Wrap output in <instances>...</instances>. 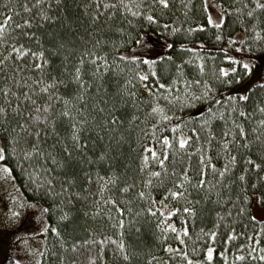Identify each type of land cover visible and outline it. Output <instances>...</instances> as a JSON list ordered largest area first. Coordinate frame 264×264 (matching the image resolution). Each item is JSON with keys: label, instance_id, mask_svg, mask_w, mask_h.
<instances>
[{"label": "snow or ice", "instance_id": "obj_1", "mask_svg": "<svg viewBox=\"0 0 264 264\" xmlns=\"http://www.w3.org/2000/svg\"><path fill=\"white\" fill-rule=\"evenodd\" d=\"M60 4L61 0H32L31 4L29 0H25L22 5L14 3V0H0V9H2L0 11L2 17L0 161L5 160L9 149L12 155H17L19 149V154H22L24 160L42 158L45 162L51 161L52 169L40 165L44 172L60 170L64 173L61 177H57L61 180L59 192L55 190L53 179L44 177L46 185L44 196L35 202H21L19 207L38 209L43 216L50 212V207L44 206L41 202L45 198L71 194L72 189L78 185L80 190L74 193L77 202L81 198L88 201L89 196L94 195L96 198L89 201L92 207L85 210L83 215L85 217L91 215L93 220H97L98 217L103 220L106 217L102 227L86 228L87 238L83 240L73 238L70 245L61 240L63 249L84 256L86 264H99L100 261L105 260L108 247H111L114 257L111 264H132L139 253L126 238L133 231L139 233V217L142 213H147L149 217L166 218L183 213L186 215L180 217L179 228L167 219H160L155 224V228L160 230L158 239L163 240L162 252L169 255L164 257L149 254L148 264H172L176 258H179L177 264H204V261H213L212 246H205L201 250L202 259L189 253L188 241L192 240V236L184 221L186 218H195L198 215L196 206L200 205L202 200L220 208V211L215 212L216 223L213 227L225 217L232 218L234 212L238 218H246L249 222L255 223L258 218L252 214L251 209L257 205L264 208V118L253 120L255 113L264 116V98H256L253 101L254 111H248V102L253 100L256 91L264 96V69H258L252 62L238 61L235 57L226 55L224 59L239 64L240 69L238 71L237 67L227 69L220 67L217 70L218 74L213 72L212 78L217 82V86L225 89V93H218L219 99L212 95L213 92H217V88H214L208 80L202 81L197 78L184 81L187 85L184 89L187 95L179 99L188 108L196 109L199 119L189 117L196 125L191 128V132L196 135L181 136L175 143L170 141L168 136H163V149L160 152L151 146L142 149L138 170L146 175L141 177V187L136 190L133 199L146 201L148 206L135 215L126 217L125 213L132 212V208L128 206L132 201L118 200L114 197L117 193L125 197L136 188V184L120 181L119 175L112 167L109 149L89 155L88 146L92 141L93 133L99 140H103L104 135L101 133L110 136L124 123L119 113L120 108L129 101L133 106L136 103V93L126 87L132 83V79H125L116 93L109 94L104 85V73L110 70L109 61L104 55H97V50L102 44L100 39L95 40L90 48L87 46L88 41H85V46L79 49L62 38H57L55 42L46 41V37L50 38L53 34L40 33V29L44 28L45 23H54L58 19L51 12ZM80 7L84 16H91L90 25L101 21V17L107 21L120 17L130 25L133 24V20L129 19V16L139 18L144 23L139 26L135 34L129 32L125 42L142 48L150 44L151 38L146 29L151 28L155 33L162 27L169 35L180 31L175 27L169 31L167 23L161 26L157 15L159 13L162 16L164 10L170 7V0H86V3L81 4ZM187 7L188 5H185V8ZM203 7L207 11L206 0ZM16 8L28 14L26 17H21L19 23L13 19L14 15L19 14L15 11ZM244 9H248L246 13L248 17H253L257 10L264 12V2L243 0L242 6L235 11L243 12ZM34 10L35 14L32 15ZM230 11H232L231 7H221L218 21L211 15H206V23H196L195 27H188L185 30V38L197 31H204L208 26L221 29L225 24V13ZM70 23L65 18V25ZM104 26L108 27L106 23ZM252 27L256 31V38L260 39L257 25L253 24ZM93 31L99 32V29L93 28ZM116 31L122 33L125 30L120 27ZM87 35L91 37L92 33L89 32ZM214 38L217 41L224 39L220 34H215ZM80 39L83 40V37ZM239 42L244 43L243 40ZM227 43L234 44V38L229 36ZM165 47L174 49L176 45L165 42ZM178 47L185 52L197 51L187 43H180ZM177 58L171 54L143 57L135 54H120L118 57L120 61L134 62L137 67L141 63L148 65L149 74L136 71L135 78L146 82L150 77H154L156 86L160 90L170 89L180 82L178 77L183 76L184 64H196L197 61H201L196 64V70L201 76L205 74L201 57L196 56L195 60L191 56L187 57V60L179 58L180 63L176 62ZM100 61L102 64L99 63ZM158 63L163 65L169 74L173 69L175 70L176 75L172 76L171 83L160 82L156 71ZM128 71L131 72L132 69L129 68ZM229 86L235 88L236 94H233ZM93 87H95L94 92ZM147 91L150 95V103L146 115L159 117L157 123L151 125L155 129L161 120L172 119L158 102L157 96L169 102L176 97H171L170 100V94L156 93L151 88ZM101 92L103 95L99 96ZM204 101L209 103L204 111H200L197 105L203 104ZM212 105L218 107L214 109ZM93 111L103 114L102 120L97 122L96 115L92 114ZM135 120L137 116L133 114L127 122L131 125ZM213 121L223 123L219 134L215 130ZM249 121H252L251 125ZM179 127V124H173L172 130L176 131ZM49 139H52L51 144L48 143ZM170 147L176 149L173 156L183 154L184 157L180 161V167L177 168L173 164L171 171L168 164ZM193 153L197 157L194 168L190 162ZM86 161L89 165L95 164L97 167L89 168L87 171L77 168L78 164L84 165ZM104 168L106 170L101 175V169ZM2 171L5 174L4 178H7L12 169L5 164ZM41 187L43 185H37V190ZM113 188L115 192H112ZM153 192L158 194V198L153 196ZM193 192L200 198H190ZM106 193L111 194L106 195ZM101 201L104 207H101ZM67 202L72 204L73 200L69 199ZM64 203L62 199L55 207L60 208ZM121 204L124 206L121 207ZM105 208L108 210L105 211ZM113 211L117 215H113ZM61 213L60 221H70L71 212L61 209ZM10 214L13 218L20 215L19 212ZM47 230V226L41 228L42 232ZM51 231L60 236L57 228H51ZM200 231L212 240L217 237L216 231L208 233H204L203 229ZM169 233L174 234V239L183 245V248L173 247L167 243L164 238ZM226 235L229 240L235 239L234 230ZM254 235L260 236L261 233L256 232ZM199 238L197 237V240ZM247 239L251 242L253 237L249 236ZM192 243L194 246L191 253H197V242L192 241ZM256 243L259 244V241ZM240 247L244 248V245L241 244ZM256 251V248H252L248 258L264 261V254L252 255ZM259 252L264 253V247L260 248ZM220 255L226 262L227 257L224 253L221 252ZM245 258L244 255H236L235 260L243 261ZM64 260L65 256L61 254V264ZM13 264H21V261L14 260ZM68 264H78V260L69 257Z\"/></svg>", "mask_w": 264, "mask_h": 264}, {"label": "trees", "instance_id": "obj_2", "mask_svg": "<svg viewBox=\"0 0 264 264\" xmlns=\"http://www.w3.org/2000/svg\"><path fill=\"white\" fill-rule=\"evenodd\" d=\"M216 2L221 13V7H231L232 11L225 13V24L222 25L221 29H214L208 26L204 31H197L191 36L185 38V30L188 27H195L196 23H206L207 11H205L203 4L204 0H170V7L165 9L163 15L161 16L157 13L161 26L164 23L169 25V31L172 27L180 29L176 34L169 35L168 32L163 31L162 27L153 33L152 29H146L147 34L150 36V44L146 47H141V52L133 51L136 45L126 43L128 39V33L131 32L135 34V31L139 29V26L144 23L140 21L139 18L128 17L133 20V24H128L124 19L116 17L111 21H107L104 17H101V21H98L95 25H90L91 16H84L83 9L80 7L81 4L86 3V0H61V4L52 9L51 14L58 17L54 23H45L44 28L40 29V33H52V37H46V41L55 42L57 38H62L69 41L72 46L76 48H83L85 46V41H88V47L92 46V43L100 39L102 44L97 50V55H104L109 61V72L104 73V85L108 89L109 94L112 95L116 93L120 85L124 83L125 79H132V83L126 87L129 90L136 93V103L133 106L132 102L129 101L127 105H123L120 110L121 119L124 121L122 125L118 128L116 132L110 134L101 133L104 135L103 140H99L95 133L92 134V141L89 142L88 153L89 155L98 154L100 151L109 149V156L112 158V167L116 170L120 177V181L127 183H135L136 188L132 189L125 197H121L118 193L114 198L118 200H131V204L128 206L132 208V212L125 213V216L135 215L141 209L148 206L146 201H142L139 198L133 199L137 189L141 187V177L145 176L146 173H140L138 170L139 165V155L144 147H153L157 152L162 151V137L168 136L170 141H175L181 136H195L196 133L191 132V128L196 125L192 123L193 119H199L197 116L196 109H190L181 103L180 97L187 95L184 91L185 80L201 79L208 80L213 84L214 88H217V92H213L212 95L219 99L218 93H225V89L217 86V82L212 78L213 72H217L220 67L225 69L229 67H237L238 71L240 69L239 64H233L230 60H225L226 55L235 57L238 61H248L256 63L264 56V12L257 10L253 17L247 16L248 9H244L243 12L235 11L236 8L242 6L243 0H212ZM25 0H14V3H19L22 5ZM32 0H29L31 4ZM264 2V0H262ZM185 5H188L185 8ZM251 7V4L249 5ZM2 11V9H0ZM18 15H14L13 19L15 22L19 23L21 17H26L28 14L21 11L19 8L15 9ZM91 11V10H90ZM35 14V10L32 15ZM65 18H67L71 23L65 25ZM0 22H2V17H0ZM105 23L108 27H105ZM253 24L257 25V30L260 31V39L256 38V31L253 30ZM122 27L124 32H117L116 29ZM156 27V26H153ZM93 28H98L99 32L93 31ZM144 30V29H140ZM91 32L92 36L89 37L87 33ZM38 33V34H40ZM215 34H220L224 39L217 41L215 40ZM232 36L235 40L234 44L229 45L227 43L228 37ZM83 37V40L80 39ZM243 40L244 43L241 44L239 41ZM165 42L174 43L176 47L174 49H167L165 47ZM180 43H187L192 47L196 48V53L185 52L179 49L178 45ZM201 44L203 46H201ZM47 46V45H46ZM226 49V51H225ZM120 54H135L137 56L143 57L145 55L154 56L155 54L161 55H174L177 58L176 62L180 63L179 58L187 60V57L191 56L194 60L196 56L201 57L202 62L205 67V74L201 76L196 70V64L201 61H197L196 64H184L183 76L178 77L179 83L173 85L172 88H165L163 90L158 89L156 86V78L150 77L149 81L142 82L135 78V72L140 71L144 74H149V66L143 63L139 64L137 67L134 62L131 61H120L118 59ZM99 63L102 64V61ZM118 65V67H117ZM132 69L131 72L128 69ZM120 69H123L121 71ZM156 71L160 77L161 83H171L172 76H175V70L169 71L164 68L163 65L157 64ZM231 77V74H229ZM194 87V86H193ZM151 88L153 92L164 94H170L171 97H176L175 100H164L161 96H157L158 102L162 107L165 108L166 113L172 117L170 121H160L156 128L151 127L152 124H156L159 117H153L146 115L148 103H150V95L147 91ZM229 86V89H232ZM192 90V89H190ZM92 91H95L93 87ZM236 94V93H233ZM101 92L99 96H102ZM98 98V97H97ZM256 98H264L259 91H256L253 95V100L248 102V111L253 112V101ZM208 101H204L203 104L197 105L200 111H204L205 106ZM215 109L217 105H212ZM96 115L97 122L102 120L103 114L92 112ZM135 114L137 120L133 121L131 125L128 124V120L131 116ZM264 118L259 113H255L253 120H259ZM215 130L219 134L223 127V123L219 121L212 122ZM173 124H179L180 127L176 130H172ZM252 124V121H249ZM203 136V133H201ZM121 137H123L121 139ZM155 137V138H153ZM49 144L52 143V139H49ZM194 143V142H193ZM191 150V149H189ZM169 160L168 164L171 166L175 164L177 168L180 167V161L183 160V154L175 155L172 154L176 152L174 147L169 148ZM17 155H12L11 150L6 156L4 161H0L3 165H7L12 169L11 177L14 183L17 184L18 189L24 195L28 202H35L44 196L46 185L44 184V177L53 179V183L56 185V191L60 190L61 180L57 177H61L64 173L60 170H52L50 173L44 172L40 165L44 168L52 169L53 166L51 161L45 162L42 158H35L31 160H24L22 154H19V149H17ZM23 161V162H22ZM193 168L196 166L197 157L196 154H192V160L190 161ZM97 165H89L87 161L84 165H77V168L81 171H87L89 168H96ZM151 167V165H150ZM106 168L101 169V175L104 174ZM37 185H43L39 190H37ZM79 185L72 189L71 194H62L59 197L45 198L42 200L44 206L50 207V212L44 214L43 217L46 220L45 226L48 227L47 231H43L44 235V251L42 254V259L40 264H61L60 256L63 254L65 260L63 264H68V258L74 257L78 260V264H86V259L84 256L79 254H73L70 251L63 249L61 247V240L64 243L71 244L73 238L75 239H85L87 238L86 228L89 227H102L103 220L107 218L104 217L97 218L93 220L91 215L85 217L83 212L91 208L92 205L89 201L94 200L96 197L90 195L88 201L82 198L79 202L76 201L74 193L79 191ZM115 192V188L112 189ZM111 193H106L110 195ZM153 196L158 198L156 192L152 193ZM190 198H200L195 192H193ZM65 203L61 204L60 208H56L57 204L61 203V200ZM73 200L72 204L67 201ZM101 207H104L101 201ZM121 207L124 205L121 204ZM171 207V204L169 205ZM111 207V206H108ZM159 205H157V208ZM198 208V215L195 218H186L184 223L189 227L192 240L188 241L187 250L194 257H199L202 259V252L205 246H212L214 248V260L204 261V264H264V261L252 260L248 258V253L252 248H256L257 251L252 253L253 256L260 254L259 249L264 247V221H256L255 223L249 222L246 218H238L233 213L232 218L225 217L223 221H220L216 227L213 224L216 223L215 212L220 211V208L213 205L211 202L201 201L200 205L196 206ZM61 209L66 212H71L72 216L70 221H60L59 216L62 214ZM108 208H105L107 211ZM223 215V212L221 213ZM113 215H117L113 211ZM186 214L180 213L179 215H174L172 218H166L163 216L149 217L147 213H142L139 217L138 227L140 228L139 233L133 231L129 233L126 238L130 244H132L138 251L139 255L133 260L132 264H148L147 257L149 254L153 256H164L167 257L169 254L162 252L163 240L158 239L160 236V230L155 228V224L160 219H167L168 222L174 223L177 228L181 226V216ZM44 226V227H45ZM166 226V225H165ZM51 228H57L60 232V236L51 231ZM201 229L204 233L210 231H216L217 237L212 240L211 237L205 236L201 233ZM234 230L235 239L229 240L226 233L232 232ZM256 232H260V236H255ZM252 236L253 240L248 241L247 237ZM197 237H200L197 240ZM167 243L173 247L183 248L178 241L174 239V234L169 233L167 237L164 238ZM192 241L197 242L198 251L197 253H191V249L194 246ZM259 241V244L256 243ZM243 244L244 248L240 245ZM223 252L224 256L227 257V261L221 257L220 253ZM236 255H244L246 258L243 261L235 260ZM114 257L112 256L111 247L107 248V257L105 260L99 262V264H111ZM179 258L172 261V264H177Z\"/></svg>", "mask_w": 264, "mask_h": 264}, {"label": "rangeland", "instance_id": "obj_3", "mask_svg": "<svg viewBox=\"0 0 264 264\" xmlns=\"http://www.w3.org/2000/svg\"><path fill=\"white\" fill-rule=\"evenodd\" d=\"M206 2L208 15L218 21L221 13L216 2L212 0ZM133 49L136 52L142 50L139 46ZM254 64L258 69H264V56ZM230 90L236 93L235 88ZM3 167V163L0 162V264H13L14 260H20L21 264H37V262L40 264L44 251V235L41 228L45 226L46 220L38 209L19 207L21 202L28 201L11 175L4 178ZM13 197L16 199L14 200ZM251 211L257 216L258 221H264V208L257 205ZM11 212H19L20 215L13 218Z\"/></svg>", "mask_w": 264, "mask_h": 264}]
</instances>
